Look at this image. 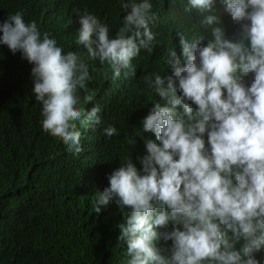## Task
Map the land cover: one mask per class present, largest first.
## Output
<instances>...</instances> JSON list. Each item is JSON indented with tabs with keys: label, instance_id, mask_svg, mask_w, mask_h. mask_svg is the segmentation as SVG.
Listing matches in <instances>:
<instances>
[{
	"label": "clouds",
	"instance_id": "1",
	"mask_svg": "<svg viewBox=\"0 0 264 264\" xmlns=\"http://www.w3.org/2000/svg\"><path fill=\"white\" fill-rule=\"evenodd\" d=\"M68 1L54 0L69 31L79 33L75 43L106 65L94 70L103 82L135 77L133 60L160 43L155 29L164 7L156 12L151 0H122V26L113 28L97 15L101 0H92L91 13L77 10L73 22ZM218 2L239 25L231 37ZM170 4L171 74L143 76L159 99L138 115L140 134L128 126L121 132L130 145L139 138L142 151L104 175L91 213L114 205L123 213L117 227L127 264H264V0H164ZM0 45L32 66L38 127L62 141L65 154L80 155L104 123L85 57L67 52L22 11L0 21ZM22 124V104L0 105L1 132ZM103 135L119 132L108 125Z\"/></svg>",
	"mask_w": 264,
	"mask_h": 264
},
{
	"label": "trees",
	"instance_id": "2",
	"mask_svg": "<svg viewBox=\"0 0 264 264\" xmlns=\"http://www.w3.org/2000/svg\"><path fill=\"white\" fill-rule=\"evenodd\" d=\"M91 3L83 0L81 5L79 0H69V20H75L77 10L81 15L91 13ZM121 3L101 0L98 17L113 28L121 27ZM151 3L156 12L164 7L157 25L160 43L153 53L142 50L133 60L135 77L123 75L107 83L100 72L94 71H102L106 65L88 58L83 46L75 43L79 33L69 31L65 15L54 0H0V21L22 11L42 32L57 36L67 52L76 51L85 57L95 77L89 87L97 93L93 103L102 106L103 128L114 125L119 132L108 138L102 128L87 138L80 155L65 154L63 142L38 127L36 106L30 98L32 66L20 53L13 54L6 45H0V105L22 104L23 109V124L16 131H0V264H127V245L119 241L117 227L123 222V213L116 205L100 214L91 213L92 195L118 160L134 158L133 151H142L139 138L133 146L121 132L128 126L132 136L140 134L138 115L159 99L146 90L143 76L152 72L171 74L165 59L176 38L168 12L172 4L165 6L164 0ZM224 8V4L217 3L231 37L239 25ZM198 31L206 34L203 27ZM187 36L193 38L199 33L189 32Z\"/></svg>",
	"mask_w": 264,
	"mask_h": 264
},
{
	"label": "water",
	"instance_id": "3",
	"mask_svg": "<svg viewBox=\"0 0 264 264\" xmlns=\"http://www.w3.org/2000/svg\"><path fill=\"white\" fill-rule=\"evenodd\" d=\"M157 30H158V28L156 27V29H155V33H157Z\"/></svg>",
	"mask_w": 264,
	"mask_h": 264
}]
</instances>
